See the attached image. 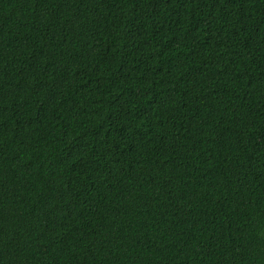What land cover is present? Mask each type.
<instances>
[{
    "label": "trees",
    "instance_id": "obj_1",
    "mask_svg": "<svg viewBox=\"0 0 264 264\" xmlns=\"http://www.w3.org/2000/svg\"><path fill=\"white\" fill-rule=\"evenodd\" d=\"M0 264H264V0H0Z\"/></svg>",
    "mask_w": 264,
    "mask_h": 264
}]
</instances>
